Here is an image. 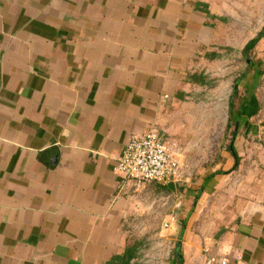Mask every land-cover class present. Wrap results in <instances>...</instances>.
<instances>
[{
  "label": "crops",
  "instance_id": "obj_1",
  "mask_svg": "<svg viewBox=\"0 0 264 264\" xmlns=\"http://www.w3.org/2000/svg\"><path fill=\"white\" fill-rule=\"evenodd\" d=\"M213 1L0 0V264H139L130 220L150 186L177 184L114 168L131 136L151 127L201 176L184 186L182 226L167 222L179 228V264H264V168L237 150L261 114L257 95L237 102V86L226 120L217 108L228 151L211 168L206 152L178 154L188 129L169 125L218 61L208 53L218 44ZM251 96L259 114L237 121L235 136L229 125Z\"/></svg>",
  "mask_w": 264,
  "mask_h": 264
},
{
  "label": "rangeland",
  "instance_id": "obj_2",
  "mask_svg": "<svg viewBox=\"0 0 264 264\" xmlns=\"http://www.w3.org/2000/svg\"><path fill=\"white\" fill-rule=\"evenodd\" d=\"M211 8L217 15L214 23L217 25L218 44L217 47L210 48L208 53L217 54L218 61L207 63L209 84L205 87H194L188 94L184 103L186 111L183 119L169 120L172 127L188 129L185 136L183 133L177 135L176 140H185L182 147L186 150L178 154L189 159L188 155L200 157V154L206 152L208 156L213 155V159L207 164L211 168L217 163L216 154L228 151L226 137L221 139V121L217 125L214 117L217 108L222 106L226 120L228 99L238 85L234 100L241 102L240 96L256 94L261 103V114L251 121L252 133L245 134L244 143L239 142L237 150L253 155L252 159L246 158L249 167L264 168V147L258 136L264 130V37L249 56L243 55L246 44L264 29V0H215ZM238 76L241 80L236 82ZM173 113L176 111H171ZM177 115L174 116L177 118ZM210 138L211 142L205 144V139ZM204 148L207 149L201 152ZM200 161L197 160L198 167L203 164ZM188 175L190 180L177 184L172 193L159 185L150 186V200L146 198L144 202H138L142 208L130 220L128 234L131 243L136 242L139 246V264H170L174 261V248L179 236V228H174L176 224L182 226L180 221L184 211L183 189L189 183L198 185L201 178L199 175H190L189 169ZM172 219L177 221L174 228H165V223H171Z\"/></svg>",
  "mask_w": 264,
  "mask_h": 264
},
{
  "label": "built area",
  "instance_id": "obj_3",
  "mask_svg": "<svg viewBox=\"0 0 264 264\" xmlns=\"http://www.w3.org/2000/svg\"><path fill=\"white\" fill-rule=\"evenodd\" d=\"M264 147V132L259 137ZM115 172L138 182L179 184L187 176V166L165 143L159 130L151 127L141 134H133L116 160ZM165 223V228H169ZM205 264H234L216 257H208Z\"/></svg>",
  "mask_w": 264,
  "mask_h": 264
},
{
  "label": "trees",
  "instance_id": "obj_4",
  "mask_svg": "<svg viewBox=\"0 0 264 264\" xmlns=\"http://www.w3.org/2000/svg\"><path fill=\"white\" fill-rule=\"evenodd\" d=\"M264 37V29L255 37L254 39L250 40L245 48L243 49V55L244 56H249L250 53L256 48L257 44L263 39ZM241 78L237 79L236 82L240 81ZM234 108V106H233ZM260 111V105L259 101L256 98V96H251L248 99H244V102L241 104L239 113H238V118L234 120V122H231L229 125V129H231L233 132L235 130L234 126L237 121H239L241 118H246L247 120L252 119L253 117H256L259 114ZM180 254L175 255V263L179 264L180 261L178 260V257ZM131 256H128V261L131 260Z\"/></svg>",
  "mask_w": 264,
  "mask_h": 264
},
{
  "label": "water",
  "instance_id": "obj_5",
  "mask_svg": "<svg viewBox=\"0 0 264 264\" xmlns=\"http://www.w3.org/2000/svg\"><path fill=\"white\" fill-rule=\"evenodd\" d=\"M249 62H250V61H249ZM237 86H238V85L235 86V89H237ZM238 126H239V123L237 122V123H236V129H235V136L237 135Z\"/></svg>",
  "mask_w": 264,
  "mask_h": 264
}]
</instances>
